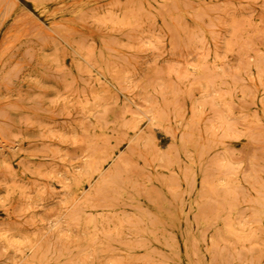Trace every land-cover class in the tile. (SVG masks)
<instances>
[{"label": "rangeland", "instance_id": "374dc122", "mask_svg": "<svg viewBox=\"0 0 264 264\" xmlns=\"http://www.w3.org/2000/svg\"><path fill=\"white\" fill-rule=\"evenodd\" d=\"M16 25L0 47L7 235L59 264H264V0H19ZM151 106L156 147L129 143ZM92 160L110 183L82 178L74 204Z\"/></svg>", "mask_w": 264, "mask_h": 264}, {"label": "bare ground", "instance_id": "6f19581e", "mask_svg": "<svg viewBox=\"0 0 264 264\" xmlns=\"http://www.w3.org/2000/svg\"><path fill=\"white\" fill-rule=\"evenodd\" d=\"M33 4L38 6L41 5L44 0H32ZM55 1V0H45ZM19 0H0V36H2L0 47H9L10 46V35L18 30L20 27L16 25L14 31L11 28H8V23L12 18V11H14ZM15 26V25H14ZM196 70H193V72ZM203 71V72H202ZM200 71L201 76L196 78L195 84L200 89V94L204 101L210 102L212 110H214V77L206 74V71L202 69ZM194 72V73H195ZM91 109L85 110L86 115H89ZM195 114V113H194ZM141 118L134 119L133 124V139L129 143L141 142L143 145H151L156 147L157 143L154 139V136L150 135L148 131L149 128L153 125L160 126L163 124V121L166 118L164 110L159 106H151L147 111H141ZM144 119L146 120L144 123ZM197 123V117H194L191 123H189V128H193ZM188 128V129H189ZM172 140L174 138L172 137ZM104 165L97 162L96 160L90 161L89 164L85 165L84 170L78 171V176L74 178L77 196L74 204H80L83 202L86 196H83L84 193V183L81 180L84 178L87 182L89 189L94 191V194L98 193L100 188L108 185L110 182V177L108 178L104 174ZM96 174V176H95ZM99 180L98 183L94 180ZM129 220V219H128ZM2 223V222H1ZM90 225H85L78 229L79 234H85L87 237H90L89 232ZM252 226H249L246 229V232L251 235ZM233 232L240 233V228L234 227ZM5 228L0 225V264H59L56 258L49 257L47 247L44 244L36 239H25L18 236L7 235ZM34 236V235H33Z\"/></svg>", "mask_w": 264, "mask_h": 264}]
</instances>
